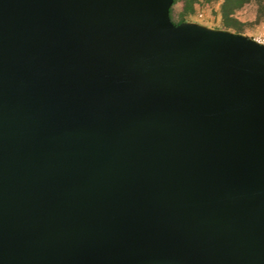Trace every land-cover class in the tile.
<instances>
[{
    "label": "water",
    "instance_id": "95a60500",
    "mask_svg": "<svg viewBox=\"0 0 264 264\" xmlns=\"http://www.w3.org/2000/svg\"><path fill=\"white\" fill-rule=\"evenodd\" d=\"M173 0H0V264H264V44Z\"/></svg>",
    "mask_w": 264,
    "mask_h": 264
},
{
    "label": "rangeland",
    "instance_id": "374dc122",
    "mask_svg": "<svg viewBox=\"0 0 264 264\" xmlns=\"http://www.w3.org/2000/svg\"><path fill=\"white\" fill-rule=\"evenodd\" d=\"M219 4V2L195 4L193 13L185 16L184 20L186 22L197 23L210 29H225L219 14ZM181 8V0H177L171 7L170 17L173 22H176L180 18L179 13ZM256 11L255 5L249 2L236 11L232 15V18L235 19L239 25L240 31L238 34L262 42L264 41V15H258ZM225 30L235 33L232 29L226 28Z\"/></svg>",
    "mask_w": 264,
    "mask_h": 264
},
{
    "label": "trees",
    "instance_id": "16d2710c",
    "mask_svg": "<svg viewBox=\"0 0 264 264\" xmlns=\"http://www.w3.org/2000/svg\"><path fill=\"white\" fill-rule=\"evenodd\" d=\"M177 2V0H173L170 8H169V18L171 13V7ZM182 8L179 13V19L176 22H171L173 24H178L181 22H186L184 20L185 16L191 15L193 13V7L195 4H209L212 2H219V14L221 16L223 26L228 29H232L235 33L238 34L240 31L239 25L236 20L232 18V15L238 11L244 4L249 2L253 3L256 7V12L258 15H264V0H181ZM222 29V30H225Z\"/></svg>",
    "mask_w": 264,
    "mask_h": 264
},
{
    "label": "built area",
    "instance_id": "2783aa9c",
    "mask_svg": "<svg viewBox=\"0 0 264 264\" xmlns=\"http://www.w3.org/2000/svg\"><path fill=\"white\" fill-rule=\"evenodd\" d=\"M258 42H260V41H258ZM260 43L264 44V41H262V42H260Z\"/></svg>",
    "mask_w": 264,
    "mask_h": 264
}]
</instances>
